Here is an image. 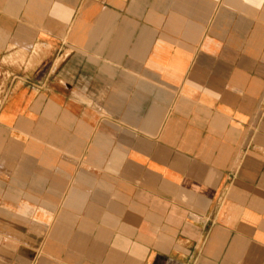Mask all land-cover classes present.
<instances>
[{
  "label": "crops",
  "instance_id": "obj_1",
  "mask_svg": "<svg viewBox=\"0 0 264 264\" xmlns=\"http://www.w3.org/2000/svg\"><path fill=\"white\" fill-rule=\"evenodd\" d=\"M0 264H264V0H0Z\"/></svg>",
  "mask_w": 264,
  "mask_h": 264
}]
</instances>
